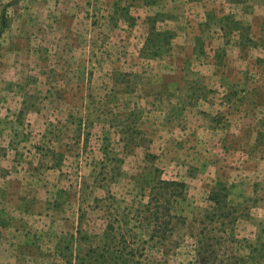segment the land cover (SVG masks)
<instances>
[{"label": "rangeland", "instance_id": "1", "mask_svg": "<svg viewBox=\"0 0 264 264\" xmlns=\"http://www.w3.org/2000/svg\"><path fill=\"white\" fill-rule=\"evenodd\" d=\"M0 134V264H264V0H0Z\"/></svg>", "mask_w": 264, "mask_h": 264}, {"label": "trees", "instance_id": "2", "mask_svg": "<svg viewBox=\"0 0 264 264\" xmlns=\"http://www.w3.org/2000/svg\"><path fill=\"white\" fill-rule=\"evenodd\" d=\"M184 188L185 185L183 183L166 181H160L157 186L153 188L152 197L148 205L150 208L147 209V212H149L148 218H153V237H156V234L160 235L161 233L164 234V232L168 231L167 228L171 224L168 219H180L170 213L171 211H169V209L171 201L169 199H163V195H169V197L173 196L174 198L182 197L184 195ZM211 200H214L216 204H219V201L216 199L212 198Z\"/></svg>", "mask_w": 264, "mask_h": 264}, {"label": "crops", "instance_id": "3", "mask_svg": "<svg viewBox=\"0 0 264 264\" xmlns=\"http://www.w3.org/2000/svg\"><path fill=\"white\" fill-rule=\"evenodd\" d=\"M0 135H1V134H0ZM0 137H1V136H0ZM1 139H2V138H0V141L3 140V139H2V140H1ZM9 144H10V143H9ZM4 146H5V145H4ZM6 148H8L7 150H10V149H11V145H10V147H6Z\"/></svg>", "mask_w": 264, "mask_h": 264}]
</instances>
